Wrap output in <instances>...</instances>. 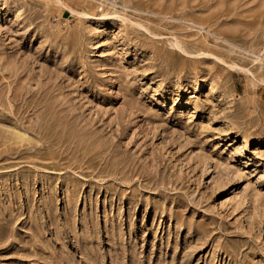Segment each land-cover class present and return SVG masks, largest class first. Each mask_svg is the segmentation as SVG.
<instances>
[{"label": "rangeland", "instance_id": "374dc122", "mask_svg": "<svg viewBox=\"0 0 264 264\" xmlns=\"http://www.w3.org/2000/svg\"><path fill=\"white\" fill-rule=\"evenodd\" d=\"M61 1L0 0V264H264V0Z\"/></svg>", "mask_w": 264, "mask_h": 264}, {"label": "bare ground", "instance_id": "6f19581e", "mask_svg": "<svg viewBox=\"0 0 264 264\" xmlns=\"http://www.w3.org/2000/svg\"><path fill=\"white\" fill-rule=\"evenodd\" d=\"M44 1H45V0H44ZM51 1L56 2V3H58L59 5L65 7V5L63 4V2H62L61 0H51ZM71 13H72V12H71ZM80 14H81V13H80ZM78 16H79V15H78ZM82 16L86 17V15H82Z\"/></svg>", "mask_w": 264, "mask_h": 264}]
</instances>
